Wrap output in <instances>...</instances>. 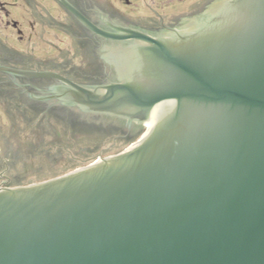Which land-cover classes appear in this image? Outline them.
I'll return each instance as SVG.
<instances>
[{
  "label": "water",
  "instance_id": "95a60500",
  "mask_svg": "<svg viewBox=\"0 0 264 264\" xmlns=\"http://www.w3.org/2000/svg\"><path fill=\"white\" fill-rule=\"evenodd\" d=\"M127 42L117 81L54 97L146 126L125 150L63 175L0 185V264H264V0H214L158 36L93 23ZM171 29V28H170Z\"/></svg>",
  "mask_w": 264,
  "mask_h": 264
},
{
  "label": "rangeland",
  "instance_id": "374dc122",
  "mask_svg": "<svg viewBox=\"0 0 264 264\" xmlns=\"http://www.w3.org/2000/svg\"><path fill=\"white\" fill-rule=\"evenodd\" d=\"M95 1L124 22L148 27L157 21L171 22L177 17L201 13L214 0ZM65 19L54 0H0V41L10 51L25 54L31 62L43 60V64L48 65L49 62L72 59L76 51L71 46V37L55 27ZM31 22L34 29L30 27ZM17 113L10 111L9 118L14 119L15 124H22V115L17 117ZM8 120L7 117L0 118V183L6 179L2 174L15 175L19 179L10 181L12 186L54 178L100 157L119 153L140 139L146 131L142 127L141 134H133V139L128 141L123 133L106 135L100 131L88 132L80 130L84 129L80 126H60L63 125L61 121L54 120L55 124H60L59 127H7ZM105 123V127H108L110 122Z\"/></svg>",
  "mask_w": 264,
  "mask_h": 264
},
{
  "label": "flooded vegetation",
  "instance_id": "af4514ba",
  "mask_svg": "<svg viewBox=\"0 0 264 264\" xmlns=\"http://www.w3.org/2000/svg\"><path fill=\"white\" fill-rule=\"evenodd\" d=\"M54 1L60 6L66 18L64 21L61 20V23L55 25V27L71 37V46L76 51L73 55L74 58H67L59 63L49 62L48 65L43 64V60H33L31 62L25 57V54L10 51L0 41V65L28 70L54 71L84 86L117 81L115 66L107 62L105 57L114 50L113 48H119L126 45L127 42L108 39L96 34L81 23L58 0ZM69 1L93 23L103 29L113 31L112 25L133 26L131 23L118 19L111 12L105 11L95 0ZM182 18H174L171 22L157 21L148 27H139L158 36H167L172 33V29L179 30L185 27V23L181 22ZM30 25L31 28H35L33 22ZM19 31L21 32V29ZM20 37L22 36L20 35ZM31 39L32 35L29 37V40ZM63 85L65 83L55 78L26 77L0 71V118L7 117L9 119L7 127H59L60 124H55L54 120L63 122V125L60 126L64 127H88L91 125L92 127H98L105 120L114 121V123H118V126L122 125L128 131H136L146 127L135 123L131 124L106 114L83 111L77 106L60 102L54 95L56 94L55 91ZM10 111H17V117L22 115L24 122L22 124L13 123L14 119L9 118ZM35 121L36 123H34ZM147 127L149 126L147 125ZM2 176L6 178L3 180L4 182L1 181L0 185L2 186H12L10 181L19 179L15 175L6 176L2 174Z\"/></svg>",
  "mask_w": 264,
  "mask_h": 264
},
{
  "label": "trees",
  "instance_id": "16d2710c",
  "mask_svg": "<svg viewBox=\"0 0 264 264\" xmlns=\"http://www.w3.org/2000/svg\"><path fill=\"white\" fill-rule=\"evenodd\" d=\"M105 122H107V123L110 122L108 124V127H105V126H107ZM105 122L102 125H99L98 127H95V126L92 127V125H91V126H88V127L86 126V127H84V129H80V130H88V132H90V131H96V132L97 131H100V132L105 133L106 135H114V134H121V133H123V136H126L127 135L124 138L125 139H128V141H130L131 139H133L132 138V137H134L133 134L134 135H138V134L140 135L141 132H142L141 129L136 130L134 132L127 131L125 127L124 128L121 127L122 125L121 126L115 125L114 121L111 122V121L105 120ZM73 128H76V127H73ZM144 128H146V127H144ZM85 132H87V131H85Z\"/></svg>",
  "mask_w": 264,
  "mask_h": 264
},
{
  "label": "bare ground",
  "instance_id": "6f19581e",
  "mask_svg": "<svg viewBox=\"0 0 264 264\" xmlns=\"http://www.w3.org/2000/svg\"><path fill=\"white\" fill-rule=\"evenodd\" d=\"M147 125L150 127V126L152 125V122L149 121V122L147 123ZM149 127H148V128H149Z\"/></svg>",
  "mask_w": 264,
  "mask_h": 264
}]
</instances>
